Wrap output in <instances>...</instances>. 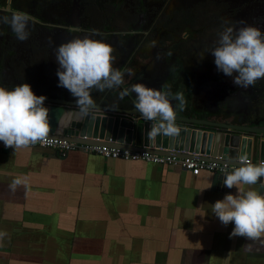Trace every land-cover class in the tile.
<instances>
[{
	"label": "crops",
	"instance_id": "obj_1",
	"mask_svg": "<svg viewBox=\"0 0 264 264\" xmlns=\"http://www.w3.org/2000/svg\"><path fill=\"white\" fill-rule=\"evenodd\" d=\"M227 194L209 172L0 142V264H264V236L230 238L214 216Z\"/></svg>",
	"mask_w": 264,
	"mask_h": 264
},
{
	"label": "flooded vegetation",
	"instance_id": "obj_2",
	"mask_svg": "<svg viewBox=\"0 0 264 264\" xmlns=\"http://www.w3.org/2000/svg\"><path fill=\"white\" fill-rule=\"evenodd\" d=\"M39 1L12 0L8 11V0H0V16L23 11L39 21L29 25L31 34L24 42L8 25H0V70L8 71V77L0 76V87L10 91L28 83L37 96L74 100L58 86L54 53L60 44L88 36L114 48V68L134 71L131 76L125 73L120 88L93 90L96 104L134 109L135 93L117 101L124 88L143 83L166 91L163 86L168 85L173 93L185 94L186 108L177 111L181 119L213 117L264 127V78L240 88L233 77L218 71L209 52L226 27L238 31L253 26L264 34V0H57L41 11ZM222 115L230 118H219Z\"/></svg>",
	"mask_w": 264,
	"mask_h": 264
},
{
	"label": "clouds",
	"instance_id": "obj_3",
	"mask_svg": "<svg viewBox=\"0 0 264 264\" xmlns=\"http://www.w3.org/2000/svg\"><path fill=\"white\" fill-rule=\"evenodd\" d=\"M11 2L8 0V11H11ZM37 23L39 21L35 17L23 11L12 12L10 18L0 16V25H8L21 42L30 37L29 25ZM93 34L99 35L98 30H94ZM114 51L110 44L88 36L74 38L56 47L58 86L67 89L75 100V110L62 112L59 127L66 120L92 117L97 109L92 91L103 93L120 88L124 84L125 73L129 76L134 74L131 68L120 70L113 67ZM209 52L215 58L218 71L233 77V84L240 88L254 86L264 78V34L256 27H240L238 31L226 27L220 34L218 46L209 49ZM200 55L202 58L203 52ZM163 87L167 90L139 83L119 92L120 100L135 93V110L143 119L153 122L147 131L150 140L157 136L175 139L181 132L177 126V111L186 108L185 94L179 90L173 93L168 85ZM46 99L45 96L35 95L28 83L17 85L10 91L0 87V142L6 148H13L16 153L21 148L49 141L51 128L49 109L44 106ZM116 107L113 105L114 109ZM236 164L240 166L227 171L226 165L221 173L224 177L222 186L228 189L236 187L238 194H227L223 200L216 201L212 212L225 227L234 224L230 238L259 239L264 236V195L255 190L242 191L239 185H255L264 178V161L253 164L247 156H237ZM26 183V177H16L9 188L15 192ZM7 235V232L0 231V239Z\"/></svg>",
	"mask_w": 264,
	"mask_h": 264
},
{
	"label": "water",
	"instance_id": "obj_4",
	"mask_svg": "<svg viewBox=\"0 0 264 264\" xmlns=\"http://www.w3.org/2000/svg\"><path fill=\"white\" fill-rule=\"evenodd\" d=\"M134 99L131 98L132 102ZM96 105L92 117L66 120L59 127L62 112L74 111L75 101L47 98L44 106L49 109V138L232 166H240L236 164L237 156H247L253 164L264 160V127L256 122L237 125L216 121L213 117L204 121L177 117V126L181 129L179 137L157 136L150 140L147 131L153 122L143 119L135 108ZM253 156L259 157V161H254ZM223 178L215 174L216 188L222 186Z\"/></svg>",
	"mask_w": 264,
	"mask_h": 264
},
{
	"label": "built area",
	"instance_id": "obj_5",
	"mask_svg": "<svg viewBox=\"0 0 264 264\" xmlns=\"http://www.w3.org/2000/svg\"><path fill=\"white\" fill-rule=\"evenodd\" d=\"M29 147H41L49 149L58 153L61 157H66L70 152L73 151H81L88 155L97 154L107 159L123 160L128 162H144L155 165L178 166L183 170L192 172V174L195 176H199L203 172L223 175L221 172L225 170V166L227 165L220 163L201 162L190 159H181L173 156L154 155L146 152H133L131 150L79 145L53 138H49V141L43 145L38 142L35 145H31ZM234 167L235 166L227 165V171H232ZM261 180L264 183V178H261Z\"/></svg>",
	"mask_w": 264,
	"mask_h": 264
},
{
	"label": "rangeland",
	"instance_id": "obj_6",
	"mask_svg": "<svg viewBox=\"0 0 264 264\" xmlns=\"http://www.w3.org/2000/svg\"><path fill=\"white\" fill-rule=\"evenodd\" d=\"M55 1H57V0H40V1H39V10H40V11L43 10V8L47 7L48 5L53 4V2H55ZM55 3H56V2H55ZM54 5H56V4H54ZM58 8H60V6H58ZM23 52H24V51H23ZM24 53H26V52H24ZM200 58H201V57H200ZM202 58H204L203 60H205V59H206V56L203 55ZM0 76H2V77H8V71H7L6 68H2V69L0 70Z\"/></svg>",
	"mask_w": 264,
	"mask_h": 264
},
{
	"label": "trees",
	"instance_id": "obj_7",
	"mask_svg": "<svg viewBox=\"0 0 264 264\" xmlns=\"http://www.w3.org/2000/svg\"><path fill=\"white\" fill-rule=\"evenodd\" d=\"M117 101H120V99L118 98ZM111 105V104H110ZM115 105V103H114ZM118 107H120L121 105L120 104H116ZM122 107V106H121Z\"/></svg>",
	"mask_w": 264,
	"mask_h": 264
}]
</instances>
